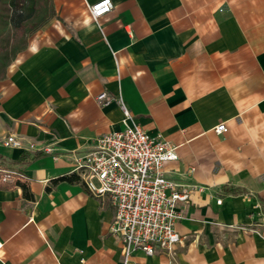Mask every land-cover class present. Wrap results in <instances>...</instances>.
<instances>
[{
	"label": "crops",
	"instance_id": "1",
	"mask_svg": "<svg viewBox=\"0 0 264 264\" xmlns=\"http://www.w3.org/2000/svg\"><path fill=\"white\" fill-rule=\"evenodd\" d=\"M96 1L51 0L0 80V167L32 196L0 188V264H122L108 197L46 189L123 128L121 104L175 146L162 170L188 192L181 243L133 263L264 264V0H111L93 19ZM8 135L35 149L4 146Z\"/></svg>",
	"mask_w": 264,
	"mask_h": 264
},
{
	"label": "built area",
	"instance_id": "2",
	"mask_svg": "<svg viewBox=\"0 0 264 264\" xmlns=\"http://www.w3.org/2000/svg\"><path fill=\"white\" fill-rule=\"evenodd\" d=\"M112 7L111 0H98L90 5V14L97 19ZM104 98L105 94L98 96L99 100ZM121 109L123 128L96 137L91 148L75 158L72 172L79 175L92 195L110 199L114 207L110 230L121 239L122 264H134L132 256L137 250L148 256L171 253L181 243L174 224L180 217L177 204L187 200L188 192L174 191L175 184L162 170L165 161L176 159L175 146L160 135L148 134L123 104ZM213 131L223 134L227 126L221 122ZM2 144L35 149L34 144L25 145L15 135L4 137ZM39 150L50 153L51 148Z\"/></svg>",
	"mask_w": 264,
	"mask_h": 264
},
{
	"label": "trees",
	"instance_id": "3",
	"mask_svg": "<svg viewBox=\"0 0 264 264\" xmlns=\"http://www.w3.org/2000/svg\"><path fill=\"white\" fill-rule=\"evenodd\" d=\"M54 14L51 0H0V80L5 77L6 68L17 53L26 47L30 34L45 24ZM9 177L10 181L7 179ZM62 181L80 183L89 192L75 172L52 179L46 189ZM13 187H20L26 198L32 197L23 176L5 173L0 167V188Z\"/></svg>",
	"mask_w": 264,
	"mask_h": 264
},
{
	"label": "rangeland",
	"instance_id": "4",
	"mask_svg": "<svg viewBox=\"0 0 264 264\" xmlns=\"http://www.w3.org/2000/svg\"><path fill=\"white\" fill-rule=\"evenodd\" d=\"M5 173H7V172H5ZM93 183H94V185H95V186H97V183H96V181H93Z\"/></svg>",
	"mask_w": 264,
	"mask_h": 264
}]
</instances>
